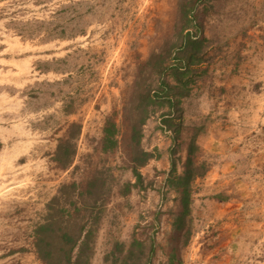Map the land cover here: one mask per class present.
Listing matches in <instances>:
<instances>
[{"label":"rangeland","instance_id":"374dc122","mask_svg":"<svg viewBox=\"0 0 264 264\" xmlns=\"http://www.w3.org/2000/svg\"><path fill=\"white\" fill-rule=\"evenodd\" d=\"M196 1L209 53L182 139L151 117L141 147L156 157L124 195L136 182L127 108L146 62L177 41L184 0H0V264H43L34 229L47 204L97 169L114 191L93 264L135 237L145 259L154 242L153 264H264V0ZM108 117L119 146L105 153ZM74 122L83 131L63 169L55 155ZM194 138L209 171L192 185L188 239L174 228L181 202L167 179L172 159L184 172Z\"/></svg>","mask_w":264,"mask_h":264},{"label":"trees","instance_id":"16d2710c","mask_svg":"<svg viewBox=\"0 0 264 264\" xmlns=\"http://www.w3.org/2000/svg\"><path fill=\"white\" fill-rule=\"evenodd\" d=\"M196 0H184L179 11V37L172 49L155 53L142 68L134 99L129 105L131 124V169L136 182L124 183L119 191L128 195L134 187L143 183L141 168L156 156L141 147L143 128L147 121L160 113L162 127L175 133L177 144L182 139L185 115V100L192 95L198 77L205 74L201 69L209 53L210 39L205 35L200 12H196ZM194 29V30H193ZM176 59L172 62V51ZM83 131L80 123L74 122L68 134L60 139L55 161L63 169L70 168L77 154V139ZM120 128L115 118L108 117L103 128L102 150L114 151L119 146ZM202 146L196 138L188 146L185 170L178 173L175 159L167 183L174 188L181 202V211L176 215L174 228L185 231L189 239L191 230L186 228L191 216L192 185L203 177L209 168L199 162ZM113 176L99 169L86 180H72L62 184L57 194L46 206V213L34 229V246L43 264H93L96 247L114 191ZM144 241L134 238L130 243L115 241L106 254L109 264H153L154 242L150 255L145 259ZM170 264H174L172 255Z\"/></svg>","mask_w":264,"mask_h":264}]
</instances>
